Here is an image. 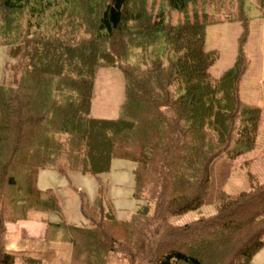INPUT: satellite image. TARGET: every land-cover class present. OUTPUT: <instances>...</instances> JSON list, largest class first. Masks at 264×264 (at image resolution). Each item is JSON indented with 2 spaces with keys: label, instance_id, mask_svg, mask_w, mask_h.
<instances>
[{
  "label": "trees",
  "instance_id": "1",
  "mask_svg": "<svg viewBox=\"0 0 264 264\" xmlns=\"http://www.w3.org/2000/svg\"><path fill=\"white\" fill-rule=\"evenodd\" d=\"M188 1L166 0L154 15L147 0H0V46L20 59L14 82L0 85V264H45L6 243L9 224L31 211L62 214L37 187L41 170L100 177L114 160L135 164L141 204L117 220L100 188L97 204L81 205L89 228L45 220L47 242L72 246L69 264H251L264 249V183L220 192L209 217L171 223L206 206L215 161L255 151L261 117L240 98L242 48L214 78L207 21L169 20ZM110 66L124 74L125 99L117 119H95V75Z\"/></svg>",
  "mask_w": 264,
  "mask_h": 264
},
{
  "label": "rangeland",
  "instance_id": "2",
  "mask_svg": "<svg viewBox=\"0 0 264 264\" xmlns=\"http://www.w3.org/2000/svg\"><path fill=\"white\" fill-rule=\"evenodd\" d=\"M139 0H133V7ZM166 5V0H147L149 11L154 15ZM197 16L207 21L206 51H217L219 58L211 69L214 78L221 77L231 69L242 48L247 59V68L239 86L240 98L246 104L257 106L261 117L257 133V147L250 154L235 160L219 159L212 166V187L205 207L200 212H191L171 219L178 227L191 223L200 215L209 217L215 213V203L220 192L235 195L250 190L252 182L264 183V0H189L186 13L171 12L172 23L191 21ZM15 47L0 46V85L14 82L19 58H13ZM125 99V78L119 66L99 68L96 72L91 104V117L115 120ZM135 164L114 160L109 174L92 177L74 172L41 170L37 187L42 192L51 190L59 200L62 214L31 211L29 218L9 224L6 235L7 249L28 252L40 257L45 264H69L72 246L53 243L44 251L33 241L43 239L45 220L51 223L66 222L76 227H90L81 212L83 199L93 207L100 188L104 190L103 207L117 220H128L141 201L134 198ZM143 204V201H142ZM96 218L98 216L95 215ZM23 241V243H20ZM42 258V257H41ZM256 258V256H255ZM254 258V259H255ZM253 262V261H252ZM110 264H132L127 257L111 256Z\"/></svg>",
  "mask_w": 264,
  "mask_h": 264
},
{
  "label": "crops",
  "instance_id": "3",
  "mask_svg": "<svg viewBox=\"0 0 264 264\" xmlns=\"http://www.w3.org/2000/svg\"><path fill=\"white\" fill-rule=\"evenodd\" d=\"M46 224H45V230H44V234H43V239L38 240V241H33L35 245H38L41 249H43L44 251H46L47 249L49 250V247L51 244V242H47L45 239V235H46ZM7 234H8V230H7ZM6 234V235H7ZM8 236V235H7ZM20 243H23V241H21ZM59 243V242H57ZM8 244V243H7ZM9 245V244H8ZM42 257V259L45 257L44 254H40V258ZM251 264H264V249L261 250V252H259L256 255V258L253 259V262Z\"/></svg>",
  "mask_w": 264,
  "mask_h": 264
}]
</instances>
